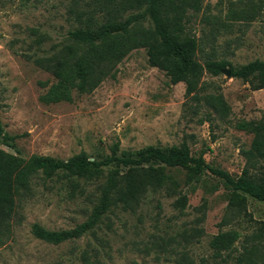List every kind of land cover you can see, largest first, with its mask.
I'll return each instance as SVG.
<instances>
[{
	"label": "rangeland",
	"instance_id": "374dc122",
	"mask_svg": "<svg viewBox=\"0 0 264 264\" xmlns=\"http://www.w3.org/2000/svg\"><path fill=\"white\" fill-rule=\"evenodd\" d=\"M73 1H0V119L6 133L20 135L9 145L0 136V148L26 158L67 159L84 151L102 159L115 143L121 154L186 142L193 156L239 175L253 134L237 124L264 113V88L253 90L241 78L205 72L197 100L186 96L184 82L171 84L150 66L140 47L92 91L73 90L72 101L40 100L57 80L32 58L68 42ZM184 26L199 41L201 62L226 59L236 66L264 59V4L257 0H201L198 10H187ZM38 35L44 36L40 43ZM219 93L230 107L224 117L203 98ZM176 177L181 182L174 194L149 191L134 209L112 208L80 237L54 244L37 238L32 225L63 230L86 221L105 177L39 174L18 200L10 235L0 245V264H236L240 241L217 252L211 240L219 231L252 232L254 220L264 221V202L248 196L251 220L227 211V189L210 171L199 182L185 183L184 171ZM180 194L187 196L184 207L175 203ZM223 218L227 222L220 226Z\"/></svg>",
	"mask_w": 264,
	"mask_h": 264
},
{
	"label": "trees",
	"instance_id": "16d2710c",
	"mask_svg": "<svg viewBox=\"0 0 264 264\" xmlns=\"http://www.w3.org/2000/svg\"><path fill=\"white\" fill-rule=\"evenodd\" d=\"M257 1L264 4V0ZM200 7L201 0H74L69 13L75 26L67 33L68 42L53 54L32 58L57 80L40 100L46 104L72 101L73 90L79 94L92 91L114 75L116 65L130 51L140 47L145 48L150 66L162 70L171 84L184 82L186 96L197 100L201 98L203 74L219 75L227 68L230 77L241 78L251 89L264 88V59L236 66L226 59H198L199 41L185 32L184 22L188 9ZM43 40V35L37 36L38 43ZM203 98L221 117L229 113L230 107L221 93ZM237 126L253 134L249 148L243 151L245 165L237 176L209 164L202 155L193 156L186 142L148 145L121 154L115 143L111 154L102 159H91L84 151L67 159L38 154L26 158L0 148V245L10 235L18 200L28 193L32 179L39 174L45 178L59 173L87 179L105 177L99 188V201L86 221L63 230L32 225L37 238L54 244L80 237L112 208L134 209L149 191L165 189L174 194L181 182L177 171L185 172V183L199 182L202 174L210 171L227 189V211L253 220L247 211L248 196L264 202V113L258 120H244ZM0 136L2 143L9 145L20 135L6 133L0 119ZM110 165L113 167L106 170ZM186 202V194H180L175 203L184 207ZM226 222L223 218L220 226ZM254 222L250 233L219 231L211 246L220 252L240 241L236 264H264V221Z\"/></svg>",
	"mask_w": 264,
	"mask_h": 264
},
{
	"label": "water",
	"instance_id": "95a60500",
	"mask_svg": "<svg viewBox=\"0 0 264 264\" xmlns=\"http://www.w3.org/2000/svg\"><path fill=\"white\" fill-rule=\"evenodd\" d=\"M225 73L227 74V76H230V70L229 69H226Z\"/></svg>",
	"mask_w": 264,
	"mask_h": 264
}]
</instances>
